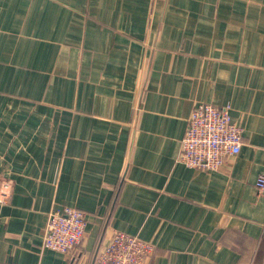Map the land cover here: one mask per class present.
Instances as JSON below:
<instances>
[{"label":"crops","instance_id":"0c3cea01","mask_svg":"<svg viewBox=\"0 0 264 264\" xmlns=\"http://www.w3.org/2000/svg\"><path fill=\"white\" fill-rule=\"evenodd\" d=\"M243 129L216 172L178 161L197 104ZM264 0H0V264H94L114 232L146 264H264ZM86 234L43 247L49 214Z\"/></svg>","mask_w":264,"mask_h":264},{"label":"built area","instance_id":"2783aa9c","mask_svg":"<svg viewBox=\"0 0 264 264\" xmlns=\"http://www.w3.org/2000/svg\"><path fill=\"white\" fill-rule=\"evenodd\" d=\"M243 129L233 122L229 106L216 107L200 103L188 118L187 130L181 140L178 161L196 170L216 172L226 159L237 157L242 149ZM264 192V175L255 183ZM11 182L5 181L0 203H6ZM86 215L75 207L66 206L49 214L43 247L69 254L76 251L85 237ZM153 245L122 232H114L109 242L97 252L94 264H146L153 255Z\"/></svg>","mask_w":264,"mask_h":264}]
</instances>
